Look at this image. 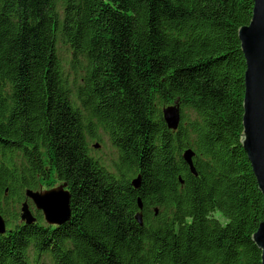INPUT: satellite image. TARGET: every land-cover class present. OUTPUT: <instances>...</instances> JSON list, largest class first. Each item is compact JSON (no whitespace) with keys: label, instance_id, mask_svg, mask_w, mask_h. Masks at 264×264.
Listing matches in <instances>:
<instances>
[{"label":"trees","instance_id":"trees-1","mask_svg":"<svg viewBox=\"0 0 264 264\" xmlns=\"http://www.w3.org/2000/svg\"><path fill=\"white\" fill-rule=\"evenodd\" d=\"M252 8L0 0V264H260L251 237L262 197L240 143L238 29ZM174 102L180 122L169 130L161 108ZM95 138L109 142V159L91 154ZM58 181L69 219L21 221L25 190Z\"/></svg>","mask_w":264,"mask_h":264},{"label":"water","instance_id":"water-1","mask_svg":"<svg viewBox=\"0 0 264 264\" xmlns=\"http://www.w3.org/2000/svg\"><path fill=\"white\" fill-rule=\"evenodd\" d=\"M252 16L249 23L238 29V39L245 59L244 96L241 146L251 165L258 189L262 196L264 212V0H252ZM162 117L168 129L175 130L180 120L178 102L162 108ZM95 147L98 143H95ZM193 153L186 149L182 158L187 164L191 174L196 175L192 165ZM140 177L132 179L131 184L137 189ZM63 183L56 188L39 191H26L35 209L42 210L48 224H61L70 216V193ZM54 200V201H53ZM55 209V214L49 215L50 208ZM138 211L134 215L135 221L142 226V203L137 198ZM156 211V210H155ZM20 219L25 223L33 222L34 218L29 211L27 202L20 208ZM6 231L5 221L0 215V235ZM252 241L260 250V264H264V221L261 222L252 234Z\"/></svg>","mask_w":264,"mask_h":264},{"label":"rangeland","instance_id":"rangeland-1","mask_svg":"<svg viewBox=\"0 0 264 264\" xmlns=\"http://www.w3.org/2000/svg\"><path fill=\"white\" fill-rule=\"evenodd\" d=\"M103 141H104V143L102 144V146L100 148V152L98 154H96V155L99 156V157H101L104 160V159H109L113 155L114 151H113L112 147L110 146V144L105 139ZM92 142H95V141H92ZM61 184H62V182L58 181L53 187L56 188V187L60 186ZM26 191H29V190H25V193H26ZM34 191H39V188L37 190H34ZM70 199H71V196H70ZM25 201L28 204V208H29V211H30L31 214H34V212H37L38 213L37 216L32 215V217L34 218V220H36V219H38L40 217L41 221H43L45 224H48V222L45 219V216H44L43 211L42 210L37 211V209H35L34 206H33V202L29 198H26V194L23 197V201L20 203V206L19 207L21 208L22 203L25 202ZM19 212H20V209H19ZM47 214H49V215L55 214V209L51 207L47 211ZM34 220H33V222H31L29 224L34 223Z\"/></svg>","mask_w":264,"mask_h":264},{"label":"bare ground","instance_id":"bare-ground-1","mask_svg":"<svg viewBox=\"0 0 264 264\" xmlns=\"http://www.w3.org/2000/svg\"><path fill=\"white\" fill-rule=\"evenodd\" d=\"M252 16V15H251ZM163 112V109L161 108V113ZM180 122V121H179ZM95 135L96 136H98V135H101V136H105V133H104V131H101V130H98L96 133H95ZM95 139H97V138H95ZM92 142V141H91ZM95 143L96 142H92V149H93V152L91 151V154L94 156V157H96V158H99L96 154H98L99 152H100V148H101V146L100 145H98L97 147H95L94 145H95ZM95 153V154H94ZM138 176V175H137ZM196 176V175H195ZM140 184V183H139ZM258 187V186H257ZM262 197V196H261ZM263 202V201H262ZM263 204V203H262ZM264 221V219L262 220V222ZM53 225V224H52Z\"/></svg>","mask_w":264,"mask_h":264}]
</instances>
